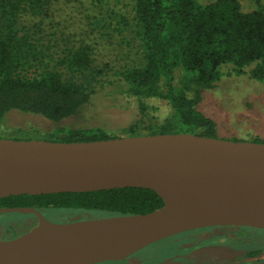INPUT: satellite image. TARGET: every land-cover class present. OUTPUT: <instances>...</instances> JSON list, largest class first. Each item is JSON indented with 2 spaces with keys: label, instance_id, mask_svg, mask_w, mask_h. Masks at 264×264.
Returning <instances> with one entry per match:
<instances>
[{
  "label": "trees",
  "instance_id": "16d2710c",
  "mask_svg": "<svg viewBox=\"0 0 264 264\" xmlns=\"http://www.w3.org/2000/svg\"><path fill=\"white\" fill-rule=\"evenodd\" d=\"M126 13L111 10L107 25L100 16V30L127 32L135 41L138 61L116 74L125 92L138 99L165 101L170 114L146 122L141 117L113 134L100 126L50 130L36 127L0 128V138L49 141H91L118 136L159 133H193L218 137L216 122L198 108L205 91L221 79V68L244 73L264 83V10H241L238 0H125ZM52 0H0V122L9 110L40 115L55 124L75 116L96 93L108 64L97 65L91 43L69 41L45 24ZM52 30V29H51ZM231 140H244L230 138ZM249 141L264 143L253 138ZM151 189L111 188L87 192L11 195L0 198V208H34L52 222L92 217L142 214L162 206ZM37 223L31 212L0 214V240L12 239ZM251 226H238L247 231ZM236 232V233H238ZM240 238L209 241L229 244ZM264 245V242H263ZM260 252V250H259ZM255 254H258L256 252ZM248 256L254 255L252 252ZM107 263V262H105Z\"/></svg>",
  "mask_w": 264,
  "mask_h": 264
},
{
  "label": "water",
  "instance_id": "95a60500",
  "mask_svg": "<svg viewBox=\"0 0 264 264\" xmlns=\"http://www.w3.org/2000/svg\"><path fill=\"white\" fill-rule=\"evenodd\" d=\"M141 187L162 206L142 214L52 222L37 244L18 237L0 264H96L86 253L129 245L127 254L169 236L218 226L264 228V143L193 133L118 136L91 141L0 138V198ZM36 223V224H37ZM34 227V226H33ZM127 255V256H128Z\"/></svg>",
  "mask_w": 264,
  "mask_h": 264
},
{
  "label": "rangeland",
  "instance_id": "374dc122",
  "mask_svg": "<svg viewBox=\"0 0 264 264\" xmlns=\"http://www.w3.org/2000/svg\"><path fill=\"white\" fill-rule=\"evenodd\" d=\"M50 15L45 24L51 23L50 31H57L62 42V35L69 41L83 40L92 44L94 61L97 65L108 64L106 74L97 87L96 93L89 102L73 117L55 124L40 115L23 113L11 109L0 122V128L36 127L50 130L56 126L62 128H87L100 126L113 134H120L121 128L141 117L142 102L146 106L143 119L146 122L161 120L170 114V108L165 101L157 98L138 99L128 95L116 72L126 65L138 61L135 41L130 40L127 32L119 35L113 30H100V24L95 22L100 16L105 18L107 25L111 10L126 13L125 0H52ZM206 3L212 0H198ZM241 10L249 11L257 7L252 0H238ZM264 10V0H260ZM52 29V30H51ZM62 34V35H61ZM245 68L240 75L232 73L230 66L221 68L223 75L215 86L204 92L198 108L211 117L217 125L218 137L224 139L237 138L264 140V83L251 79ZM219 234L227 228L210 229ZM3 226L0 224V233ZM210 252L219 262L221 255ZM197 257H202L196 255Z\"/></svg>",
  "mask_w": 264,
  "mask_h": 264
},
{
  "label": "flooded vegetation",
  "instance_id": "af4514ba",
  "mask_svg": "<svg viewBox=\"0 0 264 264\" xmlns=\"http://www.w3.org/2000/svg\"><path fill=\"white\" fill-rule=\"evenodd\" d=\"M219 227L227 230L219 234L210 230ZM237 228L235 225H218L184 231L152 242L124 259L96 264H211L216 260L208 254L210 252L217 256L220 254L218 260L222 264H264V228L251 226L246 232H238ZM241 232L247 239L242 243L209 241L218 237L240 238L237 234ZM249 252L254 255L248 256Z\"/></svg>",
  "mask_w": 264,
  "mask_h": 264
},
{
  "label": "bare ground",
  "instance_id": "6f19581e",
  "mask_svg": "<svg viewBox=\"0 0 264 264\" xmlns=\"http://www.w3.org/2000/svg\"><path fill=\"white\" fill-rule=\"evenodd\" d=\"M47 230V225L43 221H39L33 228H31L30 232L21 238L24 239L26 245L31 246L37 244L45 235ZM129 245H122L119 247L109 246L104 249H98L96 251L86 253L87 257L92 259H98L102 257L112 258V259H124L127 257L128 247ZM14 248L13 245L0 242V258L4 255H7ZM129 256V255H128ZM72 264V263H71Z\"/></svg>",
  "mask_w": 264,
  "mask_h": 264
}]
</instances>
